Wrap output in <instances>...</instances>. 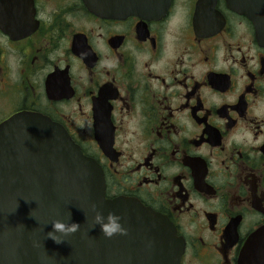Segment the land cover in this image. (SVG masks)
Returning <instances> with one entry per match:
<instances>
[{
    "label": "flooded vegetation",
    "instance_id": "flooded-vegetation-1",
    "mask_svg": "<svg viewBox=\"0 0 264 264\" xmlns=\"http://www.w3.org/2000/svg\"><path fill=\"white\" fill-rule=\"evenodd\" d=\"M237 3L0 0V125L61 127L107 198L171 222L179 264H264V39Z\"/></svg>",
    "mask_w": 264,
    "mask_h": 264
},
{
    "label": "water",
    "instance_id": "water-1",
    "mask_svg": "<svg viewBox=\"0 0 264 264\" xmlns=\"http://www.w3.org/2000/svg\"><path fill=\"white\" fill-rule=\"evenodd\" d=\"M83 1L112 17L161 14L170 2ZM240 1L264 39V0ZM93 204L121 216L127 235L104 238L91 223ZM54 220L80 230L57 244L47 237ZM177 245L166 217L136 199L106 197L99 165L61 127L27 113L0 125V264H179Z\"/></svg>",
    "mask_w": 264,
    "mask_h": 264
},
{
    "label": "clouds",
    "instance_id": "clouds-1",
    "mask_svg": "<svg viewBox=\"0 0 264 264\" xmlns=\"http://www.w3.org/2000/svg\"><path fill=\"white\" fill-rule=\"evenodd\" d=\"M91 211L94 215L91 217L93 226H99L104 238L111 239L113 236H126L127 229L122 223V217L113 212H108L106 215L96 209L93 204ZM32 215V214H31ZM53 231L47 233V237L51 238L55 243L60 244L64 240L62 237H67L77 233L80 230V225L77 223H65L61 220H54L51 223ZM60 234V235H57ZM38 245L34 244V247Z\"/></svg>",
    "mask_w": 264,
    "mask_h": 264
}]
</instances>
